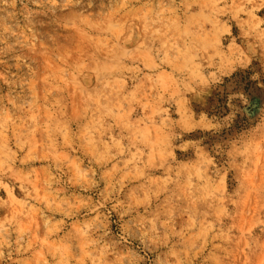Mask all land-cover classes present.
<instances>
[{
    "label": "rangeland",
    "instance_id": "obj_1",
    "mask_svg": "<svg viewBox=\"0 0 264 264\" xmlns=\"http://www.w3.org/2000/svg\"><path fill=\"white\" fill-rule=\"evenodd\" d=\"M0 264H264V0H0Z\"/></svg>",
    "mask_w": 264,
    "mask_h": 264
},
{
    "label": "trees",
    "instance_id": "obj_2",
    "mask_svg": "<svg viewBox=\"0 0 264 264\" xmlns=\"http://www.w3.org/2000/svg\"><path fill=\"white\" fill-rule=\"evenodd\" d=\"M243 74H246L248 75L249 72H238V73H235L234 75H232V77L230 79L232 80H236L235 84L237 85V87L240 86V83H237V81H242L245 77ZM226 83L229 82L227 79L225 80ZM251 84H245L244 87H243V91L245 90L246 91V88L250 87ZM214 98L216 99V105L214 106V109H212L213 113L215 115H221L222 114V110L225 109L222 105V101H224L226 99V94H220V93H216ZM248 126V123H247V120L244 116H242L240 118L239 121H236L235 123V129L236 130H242V129H245L247 128Z\"/></svg>",
    "mask_w": 264,
    "mask_h": 264
},
{
    "label": "bare ground",
    "instance_id": "obj_3",
    "mask_svg": "<svg viewBox=\"0 0 264 264\" xmlns=\"http://www.w3.org/2000/svg\"><path fill=\"white\" fill-rule=\"evenodd\" d=\"M102 28V27H101ZM254 107H256V106H254Z\"/></svg>",
    "mask_w": 264,
    "mask_h": 264
}]
</instances>
